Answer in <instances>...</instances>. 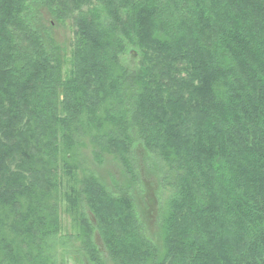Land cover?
I'll return each instance as SVG.
<instances>
[{"label": "trees", "instance_id": "16d2710c", "mask_svg": "<svg viewBox=\"0 0 264 264\" xmlns=\"http://www.w3.org/2000/svg\"><path fill=\"white\" fill-rule=\"evenodd\" d=\"M40 8L74 20L67 76ZM83 127L127 170L135 138L167 167L163 251L128 191L83 179L115 264H264V0H0V264H58L51 195Z\"/></svg>", "mask_w": 264, "mask_h": 264}, {"label": "rangeland", "instance_id": "374dc122", "mask_svg": "<svg viewBox=\"0 0 264 264\" xmlns=\"http://www.w3.org/2000/svg\"><path fill=\"white\" fill-rule=\"evenodd\" d=\"M32 12L37 24L49 30L51 39L59 48L63 57L62 71L67 76L72 70L76 30L74 20L71 18L57 23L45 8H40L38 12L33 9ZM129 52L122 57V62L130 69H136L139 58L131 57ZM86 130L87 127H83L77 134L75 132L73 150L66 156L63 151L60 155L57 175L60 184L56 193L51 195L52 201L58 205L56 215L60 231L54 242L52 240L54 249L50 252L58 264H115L83 193V183L86 181L83 182V179L91 174L117 197H120L122 190L128 191L134 201V211L140 220L143 234L163 251L162 218L172 193L167 183L165 163L156 154L146 151L140 140L135 138L130 151L132 170H127L119 157L95 144ZM60 147H64L62 141ZM70 193L73 194L69 200ZM74 198L76 200L73 201ZM111 207L115 210V204ZM83 219L92 225L90 243L98 250L100 261H92L84 250L89 237L84 239L85 233L82 234L85 224Z\"/></svg>", "mask_w": 264, "mask_h": 264}]
</instances>
